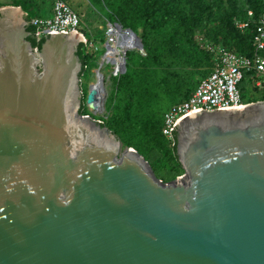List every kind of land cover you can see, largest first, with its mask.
Masks as SVG:
<instances>
[{"label": "water", "instance_id": "95a60500", "mask_svg": "<svg viewBox=\"0 0 264 264\" xmlns=\"http://www.w3.org/2000/svg\"><path fill=\"white\" fill-rule=\"evenodd\" d=\"M25 20L0 8V264H264V101L178 123L183 175L163 182L90 87L81 114L82 38L33 55Z\"/></svg>", "mask_w": 264, "mask_h": 264}, {"label": "trees", "instance_id": "16d2710c", "mask_svg": "<svg viewBox=\"0 0 264 264\" xmlns=\"http://www.w3.org/2000/svg\"><path fill=\"white\" fill-rule=\"evenodd\" d=\"M62 1L70 8L83 5L82 0L78 4L75 0ZM53 2L0 0V8L22 9L29 22L28 41L40 51L45 40L36 41V29L30 23L33 19L50 18ZM93 3V8L108 23H118L124 30L134 32L145 52L142 55L134 50L127 54L126 72L115 79L114 92L105 107L107 119L99 120L124 148L142 155L158 179L173 181L183 175V170L176 155V142L171 145L162 135L166 105L186 101L215 64L213 56L201 48L197 36L202 35L212 46L252 57L253 39L259 22L264 20V0H93ZM92 16L95 18L93 11ZM96 18L98 21L99 16ZM103 19L101 24L106 26ZM237 23L247 26L240 29ZM99 37L103 40V31ZM76 54L82 65L81 77L98 67L99 57L87 45L79 44ZM249 79L250 76L245 77L243 82ZM242 85L239 87L245 103L264 101V92L259 99L248 101ZM83 96L80 112L88 115L84 92Z\"/></svg>", "mask_w": 264, "mask_h": 264}, {"label": "built area", "instance_id": "2783aa9c", "mask_svg": "<svg viewBox=\"0 0 264 264\" xmlns=\"http://www.w3.org/2000/svg\"><path fill=\"white\" fill-rule=\"evenodd\" d=\"M252 12L248 13L251 18ZM80 17L62 0H54L50 18L33 19L31 25L35 27V39L37 42L47 39L52 33L74 32L86 42L84 34L79 30ZM240 29L246 24L237 23ZM115 26L110 25V31ZM116 28V27H115ZM105 45V56L108 53L107 44H111L110 35ZM253 55L234 54L226 49H219L214 57V67L209 76L202 80L194 93L184 102L172 106L164 116L162 135L171 145H174L172 130L186 117L199 111L216 112L232 108L245 107L251 103H245L243 92L239 85L246 75L257 74L264 77V20L259 22L257 34L252 43ZM38 49L33 48V53L38 54ZM104 56V57H105ZM103 62L101 68H103ZM100 65V64H99ZM260 82L256 83L259 86Z\"/></svg>", "mask_w": 264, "mask_h": 264}, {"label": "rangeland", "instance_id": "374dc122", "mask_svg": "<svg viewBox=\"0 0 264 264\" xmlns=\"http://www.w3.org/2000/svg\"><path fill=\"white\" fill-rule=\"evenodd\" d=\"M75 1H76V4L79 3V0H75ZM82 1H83V5H80L79 7H72V9L80 17L81 24H82V25H80V30L82 32H84V29L86 30V32H84V36L86 38V42L84 43V45H87V47H89L90 51L97 54V56L99 57V59L97 61H98V64H100V62H101V60L105 54V51H106L105 45H106L107 41L109 40L108 39V33L110 30L111 24L108 23L106 20H104L99 15V12L93 8V6H92V4H94L93 0H82ZM84 3H85V5H84ZM92 11H93V15L95 16V18L92 16ZM96 16H99L98 21H97ZM85 18H89L90 21L86 22ZM102 19H103L104 24H106V26L101 24ZM113 26H115V24ZM101 31L104 32L103 40H100V37H99V35L101 34ZM197 40H198L199 44L201 45V48L208 51L213 56V58L215 57V54H217L219 52L218 51L219 49H225V48H222L220 46L215 47V46L210 45V43L205 38H203L202 35H198ZM135 51L139 52V50H135ZM135 51H130L129 53L135 52ZM32 52H33V50H32ZM33 55H35V54L33 53ZM114 68H115L114 65H112L111 63L110 64L107 63L106 65L103 66V68L100 69V74L102 75V77L104 79L107 97H106V100H104V102H103L104 103L103 109L101 110L102 113H96V115L94 117L97 121H100L99 119H101V118L107 119V112H106L105 107L108 104L109 97H111L113 92H114L115 79L125 73V72L121 71L120 73L115 74ZM98 69H99V65L95 69L87 71L81 77L80 81H81V86L84 89L83 90L84 95L88 94V87L91 88V86L93 84L97 83L96 81L98 80L97 79V77H98L97 70ZM248 76H250L251 79L245 80V82H242V84H243L242 86L244 88V95L247 97V100L253 101L255 99H259L260 93L264 92V77L257 75V74L256 75L255 74L246 75V77H248ZM257 82H260L259 86H256ZM83 97L84 96L82 95V98ZM85 99H86V97H85ZM82 103H83V100H82ZM170 104L171 103H168L166 105L168 107V110L172 106ZM85 106H86V104H85ZM86 109H87L88 113L91 114L87 107H86ZM100 122H101V125H103V122L102 121H100Z\"/></svg>", "mask_w": 264, "mask_h": 264}, {"label": "bare ground", "instance_id": "6f19581e", "mask_svg": "<svg viewBox=\"0 0 264 264\" xmlns=\"http://www.w3.org/2000/svg\"><path fill=\"white\" fill-rule=\"evenodd\" d=\"M111 39L110 42L111 44H107L108 46V53L103 59V62H105L104 65L107 63H111L114 65L115 69V74L120 73L122 71V66H123V60L126 58L127 54L130 51L136 50V41L135 39L128 34L124 30H120L117 28H112V30L109 33ZM101 66H102V61H101ZM97 83L93 84L90 88V91L94 90L96 91L95 94V99L96 103L95 106L97 107L96 113L100 112L103 109V102L106 100L107 93L105 89V83L103 77L98 75L97 77ZM93 110V109H92ZM95 111V110H93Z\"/></svg>", "mask_w": 264, "mask_h": 264}, {"label": "flooded vegetation", "instance_id": "af4514ba", "mask_svg": "<svg viewBox=\"0 0 264 264\" xmlns=\"http://www.w3.org/2000/svg\"><path fill=\"white\" fill-rule=\"evenodd\" d=\"M26 21V20H25ZM26 23H27V25H26V29H27V27H28V22L26 21ZM28 39V38H27Z\"/></svg>", "mask_w": 264, "mask_h": 264}]
</instances>
